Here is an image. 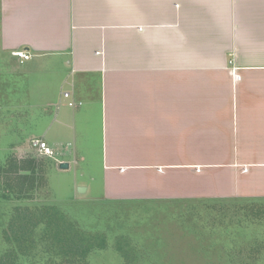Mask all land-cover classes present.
Here are the masks:
<instances>
[{
    "label": "crops",
    "instance_id": "crops-1",
    "mask_svg": "<svg viewBox=\"0 0 264 264\" xmlns=\"http://www.w3.org/2000/svg\"><path fill=\"white\" fill-rule=\"evenodd\" d=\"M0 59L61 80L48 135L100 200H264V0H0Z\"/></svg>",
    "mask_w": 264,
    "mask_h": 264
},
{
    "label": "rangeland",
    "instance_id": "rangeland-1",
    "mask_svg": "<svg viewBox=\"0 0 264 264\" xmlns=\"http://www.w3.org/2000/svg\"><path fill=\"white\" fill-rule=\"evenodd\" d=\"M2 63L0 264H264V200L183 208L100 200L97 182L59 169L69 145L49 138L54 111L47 100H58L61 80L49 73L25 80L12 71L10 77ZM41 84L50 95L40 92ZM35 139L48 143L55 157L34 152ZM90 163L78 172L93 174ZM21 233L30 237L14 243Z\"/></svg>",
    "mask_w": 264,
    "mask_h": 264
},
{
    "label": "built area",
    "instance_id": "built-area-1",
    "mask_svg": "<svg viewBox=\"0 0 264 264\" xmlns=\"http://www.w3.org/2000/svg\"><path fill=\"white\" fill-rule=\"evenodd\" d=\"M12 55L18 60H20L21 62L28 61L31 58L30 54H28L26 51H23V50L14 51ZM64 97L68 98V94H64ZM67 106L69 108H72L74 107V103L68 102ZM30 146L34 150V152H36L40 156L48 157V158L55 157V153L51 149V147L48 146L47 143L42 140H38V139L31 140Z\"/></svg>",
    "mask_w": 264,
    "mask_h": 264
},
{
    "label": "trees",
    "instance_id": "trees-1",
    "mask_svg": "<svg viewBox=\"0 0 264 264\" xmlns=\"http://www.w3.org/2000/svg\"><path fill=\"white\" fill-rule=\"evenodd\" d=\"M27 235L25 234V233H21L20 235H17L16 237H13V242L14 243H16V244H20V242L21 243H23L24 241H26V239L27 238H29V237H26ZM81 240V239H80ZM8 241H9V239H8ZM93 244V242H89L88 243V246H82V247H84V251H82V255L83 254H85L86 253V251L89 249V248H92L91 246H92V244ZM19 246V245H18ZM3 263V260H2V262H1V264Z\"/></svg>",
    "mask_w": 264,
    "mask_h": 264
},
{
    "label": "water",
    "instance_id": "water-1",
    "mask_svg": "<svg viewBox=\"0 0 264 264\" xmlns=\"http://www.w3.org/2000/svg\"><path fill=\"white\" fill-rule=\"evenodd\" d=\"M67 168H68V164H66V163H60L59 164V169L66 170ZM78 191L79 192H82V191H84V189L83 188H80V189H78Z\"/></svg>",
    "mask_w": 264,
    "mask_h": 264
}]
</instances>
